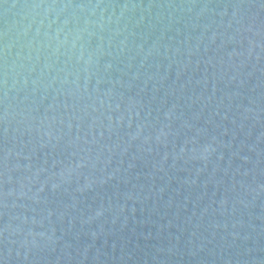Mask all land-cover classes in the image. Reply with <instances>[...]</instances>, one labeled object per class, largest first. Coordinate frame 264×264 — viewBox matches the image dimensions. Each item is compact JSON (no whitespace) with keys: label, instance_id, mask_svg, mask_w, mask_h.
Wrapping results in <instances>:
<instances>
[{"label":"water","instance_id":"water-1","mask_svg":"<svg viewBox=\"0 0 264 264\" xmlns=\"http://www.w3.org/2000/svg\"><path fill=\"white\" fill-rule=\"evenodd\" d=\"M0 264H264V0H0Z\"/></svg>","mask_w":264,"mask_h":264}]
</instances>
